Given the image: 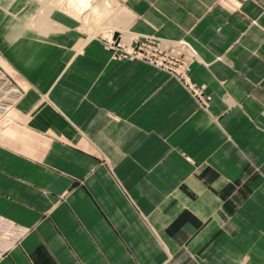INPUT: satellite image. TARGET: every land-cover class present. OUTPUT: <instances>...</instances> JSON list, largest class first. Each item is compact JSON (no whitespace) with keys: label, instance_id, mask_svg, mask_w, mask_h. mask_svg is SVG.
Instances as JSON below:
<instances>
[{"label":"crops","instance_id":"1","mask_svg":"<svg viewBox=\"0 0 264 264\" xmlns=\"http://www.w3.org/2000/svg\"><path fill=\"white\" fill-rule=\"evenodd\" d=\"M114 2V35L192 45L207 109L49 0H0L26 86L0 120V219L22 231L0 264H264V0Z\"/></svg>","mask_w":264,"mask_h":264},{"label":"built area","instance_id":"2","mask_svg":"<svg viewBox=\"0 0 264 264\" xmlns=\"http://www.w3.org/2000/svg\"><path fill=\"white\" fill-rule=\"evenodd\" d=\"M114 31L104 35L101 31L93 36L111 50L113 58H137L165 70L177 78L195 99L197 105L207 109L211 94L204 90V84L191 80L188 70L192 61L199 60L192 45L183 40H167L153 35ZM24 80L16 78L0 63V118L24 94ZM10 222L0 219V248L20 236Z\"/></svg>","mask_w":264,"mask_h":264},{"label":"bare ground","instance_id":"3","mask_svg":"<svg viewBox=\"0 0 264 264\" xmlns=\"http://www.w3.org/2000/svg\"><path fill=\"white\" fill-rule=\"evenodd\" d=\"M49 2L51 4V7L53 5L55 7L60 8L61 10L63 9L67 11L68 13H70L72 16L76 18L80 17L81 20L83 21V24H85L84 27L87 31L88 29H90L89 27H92L93 25H95L97 32L101 31L104 35H106L110 32L105 31V30H107L108 26H111V23L113 21L118 22L119 27L125 28L123 24L124 20H122L121 17L120 18L118 17V14L115 10L116 5H115L114 0H97V2L95 3L93 2V4H89L88 0H54V1L51 0ZM45 4L47 5L48 3H45ZM45 8L47 11L51 10L49 9L50 7L47 8L46 6ZM43 9H42V12H43ZM44 13H45V10H44ZM118 18H119V21H117ZM0 63H1V60H0ZM10 109L7 110L6 117Z\"/></svg>","mask_w":264,"mask_h":264},{"label":"rangeland","instance_id":"4","mask_svg":"<svg viewBox=\"0 0 264 264\" xmlns=\"http://www.w3.org/2000/svg\"><path fill=\"white\" fill-rule=\"evenodd\" d=\"M51 1V0H49ZM54 1V0H53ZM89 1V4H93V2H97V0H88ZM6 10H4L2 13H0V46H3L4 44L2 42H4L6 39L3 38L4 35L8 32V28L10 27L12 21L14 20V17L15 15L11 14V13H8V12H5ZM80 18V17H79ZM119 21V18L118 20ZM81 25H82V29H84V31L86 30L85 29V24H83V21L81 20ZM90 29H88V34L90 35V37H94L93 35L97 32L96 28H95V25H93L92 27H89ZM119 29L120 27L118 26V22L116 21H113L111 23V26H108L107 27V30L105 31H113L115 29ZM95 30V31H94ZM2 61V59H0ZM3 64V66H5L4 62H1ZM6 68V67H5ZM10 72V71H9ZM25 86V84H24ZM25 90H26V86H25ZM7 112V111H6ZM6 112H4V114L2 115V117L0 118L1 121H8L9 119H11L13 117V110H9V114H10V118L6 117Z\"/></svg>","mask_w":264,"mask_h":264}]
</instances>
